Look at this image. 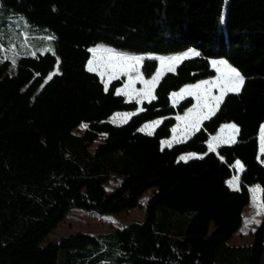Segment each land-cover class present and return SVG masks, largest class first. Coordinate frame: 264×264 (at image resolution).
<instances>
[{"label": "trees", "instance_id": "trees-1", "mask_svg": "<svg viewBox=\"0 0 264 264\" xmlns=\"http://www.w3.org/2000/svg\"><path fill=\"white\" fill-rule=\"evenodd\" d=\"M13 13L24 24L15 26ZM97 43L152 55L193 49L200 56L166 71L156 98L139 104L117 94L122 78L106 91L88 70ZM216 58L244 77L240 92L225 95L187 140L162 146L176 115L193 103L187 96L174 104L171 94L213 76ZM157 64L144 57L142 74L150 77ZM117 111L135 113L111 123ZM155 119L161 121L152 133L140 130ZM84 122V132L74 133ZM229 122L239 129L236 143L210 152V136ZM263 122L264 0H0V264H58L61 249H75L62 254L72 264L88 246L115 259L94 264H260L264 210L250 245L227 241L242 224L249 187L264 189ZM188 152L200 158L179 159ZM236 160L243 165L239 190L227 183ZM110 180L118 183L108 190ZM150 188L143 220L45 241L70 208L122 213Z\"/></svg>", "mask_w": 264, "mask_h": 264}, {"label": "rangeland", "instance_id": "rangeland-1", "mask_svg": "<svg viewBox=\"0 0 264 264\" xmlns=\"http://www.w3.org/2000/svg\"><path fill=\"white\" fill-rule=\"evenodd\" d=\"M13 14H14L13 22H14L15 26H21L22 24H24L25 21H23V16L21 14H18V13H13ZM43 36H44V38L47 39L46 50L51 49L49 51H52L53 45H52L51 39L49 38V36H47L45 34ZM97 47L112 49L116 52L123 53V54L129 55V56H138V57H141L142 59L146 56L156 58L157 62H158L156 70L154 71V73L150 77H145L142 74L144 79H151V77L156 73L157 69L161 67L160 61L158 58H160V57L167 58V57H172V56H178V55H182L185 52H188L189 50H193V49H188V50H185V51H182L179 53L159 54V55H156V54L155 55L137 54V53L122 51L120 49L105 45L104 43H97L96 45H94L90 49L97 48ZM90 53L91 54H90L89 60L93 59V53L91 51H90ZM97 55L99 57L102 54H97ZM221 59H224V58L210 59L211 67L213 68V66H212L213 61H218ZM89 60H88V62H89ZM88 62H87V68H88ZM93 66L98 68V71H94V72H96L100 76V78L102 79L104 84H105V81L110 82L111 80H113L111 78L110 71L106 70V61L98 59L97 62L94 63ZM165 69H166V66H165ZM213 70L215 72L213 76L206 78V79L199 80L195 83L185 84L180 89H178L177 91H175L173 93H179L180 90L182 88H184L185 86L195 85L201 81L215 79L217 77L218 73L216 72L215 68H213ZM165 72H166V70H165ZM99 73H104L103 77ZM132 75L135 76V73H132ZM119 78H122V84L118 87V89H120L122 91H128L129 93H131V98L129 95L122 94L127 100H135L136 102L139 101L138 102L139 104L141 103L142 100H145V99H140L136 95V93L139 92V90L145 88V85L140 80H136L135 84L132 85V87L126 89L125 86L129 84L128 75L121 73L119 75ZM172 94H171V100L174 103ZM212 94L213 95H219L220 92L218 89L213 88ZM187 96H189V95L184 96V98ZM190 97L193 98L192 105L189 108H187L183 113L176 115V122L171 129V134L169 137H166V138L161 140V145H162L163 141H172L174 136L177 138V141H179V142L184 141L183 137H182V132L184 131L186 124L189 122L177 120V117L178 116L184 117L185 114L188 113L189 109H192L193 105L197 104V100H196L195 96H190ZM184 98H182V99H184ZM182 99L179 97H176V102L174 104L178 103ZM133 113H135V112L134 111H132V112L131 111H117V112H114L108 118V120L114 124H121L122 123L121 120L127 121ZM117 114H120V115L118 116ZM124 114H128V115L125 116ZM155 121H161V119H155V120L146 122L145 124H143L140 127V130L146 129L143 132L152 133V131L158 125V124L154 123ZM230 124H234V123L229 122V123L222 124L218 128V130L213 135L210 136L207 144H209L212 137H217V136H225L226 137L229 133V130L225 126L230 125ZM262 124H264V122ZM148 125H151L152 127L146 128V126H148ZM86 128H87V123L84 122V123H81L80 125H78L76 128H74L73 132L80 135L84 132V130ZM174 128L176 129L175 133L173 132ZM221 129H224V131L221 132ZM190 135L191 134H189V136ZM104 137H105V134H102V133L99 134L98 137L96 138V140L94 141V144L90 146V150L94 151L97 144H99L104 139ZM175 143H177V142H173L172 145ZM162 146H166V145H162ZM190 153H192V152L183 153L181 156H187ZM194 154H196V153H194ZM259 154L262 158V162L264 163V151H262V140H261V127H260V131H259ZM236 161H239V160H236ZM236 161L234 163L235 173L232 175V177L229 179V181H231L233 179V177L239 176L240 172L242 171V170H239L237 168ZM117 183H118V180H110L106 184V187L108 190H110ZM257 186H259V185L255 184V185L249 187V203L244 207V209L242 211V224H241V226L232 235L230 240L227 241V244H229L230 246H234V247L248 246L251 244V242L253 240L254 230L256 229V227L258 226V224L260 223V221L262 219V211L260 212L259 215L257 214L256 202L253 200V192L251 191L253 188H255ZM152 191H153L152 188L146 190L138 199V203L135 207L128 209L122 213L98 214L96 212H89V211L82 210L78 207H72L68 210L64 219L58 223L57 227L48 234V237L45 241L46 242L56 241L62 235H68V234L78 232V231H83V232H87V233L108 232V231L114 230L116 228H120V227L124 226L126 223H129L131 221H141V220H143L144 215H145L146 201L152 195ZM257 195L261 199V193H258ZM255 221H259V223H256ZM64 251H68V252L69 251H75V249H61L59 251V255H58V264H69L66 262L64 263V256L62 255ZM77 251H81V255H79L78 257L75 256L74 259L71 260L72 264H94V263L101 262L104 260L105 261L108 260L109 262L110 261L115 262L114 258H109L108 255L103 254L102 248H97L94 246H88L85 249H78ZM66 258H69V257H66ZM67 260H70V258ZM125 264H130V263L125 262ZM260 264H264V251H263V255H262V259H261Z\"/></svg>", "mask_w": 264, "mask_h": 264}, {"label": "snow or ice", "instance_id": "snow-or-ice-1", "mask_svg": "<svg viewBox=\"0 0 264 264\" xmlns=\"http://www.w3.org/2000/svg\"><path fill=\"white\" fill-rule=\"evenodd\" d=\"M223 21V17L221 18ZM51 39V38H50ZM51 50V49H49ZM93 53V59L88 62V70L89 71H98L97 67H94V63L97 62L98 59L106 61V70L110 71L112 79H118L119 75L125 74L128 75L129 84L125 86V88H130L135 84L136 80H140L145 88L139 90L136 95L140 99H147L149 101L155 99L154 89L156 85L159 83V80L165 74V70L167 72L175 71V67L181 61L188 59L190 57L200 56V53L195 50H189L188 52L183 53L182 55L172 56V57H160L158 58L160 61L161 67L157 69L156 73L151 77V79H144L141 73V63L142 58L138 56H129L123 53L116 52L112 49L108 48H93L90 49ZM97 54H102L98 57ZM166 66V69H165ZM213 68L216 69L218 73L217 77L213 80L201 81L195 85L185 86L180 90L179 93H173V101L176 102V97L184 98V96H195L197 100V104L193 105L192 109H189L188 113L185 114L184 117H177V120L180 121H188L186 124L184 131L182 132L183 140H187L189 138V134H194L196 131L200 130V126L202 122L206 119H209L212 115H215L216 111H218L220 104L223 102L224 96L229 92L239 93L243 84L244 77L240 74V72L232 67L227 60L221 59L218 61L212 62ZM135 73V76L132 75ZM102 77L104 73H99ZM51 77H49L50 79ZM109 81H105V90H108ZM218 89L220 94L213 95L212 89ZM117 94L129 95L131 98V93L128 91H122L120 89L117 90ZM139 102V101H138ZM139 111H143V109H139ZM118 116L120 114H117ZM127 116L128 114H124ZM121 122H126V120H121ZM155 124H159L160 121H155ZM152 127L151 125L146 126V128ZM229 133L225 136H217L212 137L211 141L208 144V148L210 152H215L217 147L222 144H234L236 143V135L239 132L238 127L235 124H230L225 126ZM146 129H141L144 131ZM224 129H221L223 132ZM173 132H176V129H173ZM150 134V133H149ZM261 140H262V151H264V124L261 125ZM173 142L177 141V138L174 136L172 141H163L162 145H166L167 147H171ZM207 153H205L206 155ZM200 158L196 157V154L190 153L187 156H181L179 159L187 161L190 158ZM236 166L239 170H243V165L240 161H236ZM230 187H233V190H239V177H233L231 181H228ZM253 192V200L256 202L257 214L259 215L262 210H264V200H261L257 195L258 193L264 192V189L259 188V186L253 188L251 190ZM259 223V221H255Z\"/></svg>", "mask_w": 264, "mask_h": 264}, {"label": "crops", "instance_id": "crops-1", "mask_svg": "<svg viewBox=\"0 0 264 264\" xmlns=\"http://www.w3.org/2000/svg\"><path fill=\"white\" fill-rule=\"evenodd\" d=\"M258 139H259V134H258ZM260 155V154H259Z\"/></svg>", "mask_w": 264, "mask_h": 264}]
</instances>
